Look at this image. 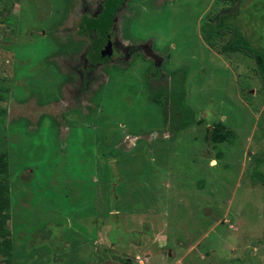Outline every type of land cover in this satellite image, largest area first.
<instances>
[{
  "label": "rangeland",
  "instance_id": "rangeland-1",
  "mask_svg": "<svg viewBox=\"0 0 264 264\" xmlns=\"http://www.w3.org/2000/svg\"><path fill=\"white\" fill-rule=\"evenodd\" d=\"M104 1L0 0V264H264V77L222 51L232 29L202 32L236 1L125 0L110 56L91 28ZM263 19L243 0L229 20L261 49ZM178 71L203 119L183 128Z\"/></svg>",
  "mask_w": 264,
  "mask_h": 264
},
{
  "label": "trees",
  "instance_id": "trees-1",
  "mask_svg": "<svg viewBox=\"0 0 264 264\" xmlns=\"http://www.w3.org/2000/svg\"><path fill=\"white\" fill-rule=\"evenodd\" d=\"M236 5L230 9L225 8L218 13L211 21L205 23L202 27V32L208 37L221 36L226 32V29H232L233 35L230 39L222 46L223 52H236L242 51L249 54L252 57H255L261 73L264 77V48L256 49L250 44L246 36L244 35L242 29L233 24L232 20L230 21L231 14L234 11H237V8L240 7L243 0H234ZM125 0H105L102 5V9L97 17L92 20L91 28L96 32L97 44H96V54L110 56L105 54V49L103 45L107 44L111 39V31L113 28L114 20L118 11L122 8ZM233 8V9H232ZM236 8V9H235ZM234 10V11H232ZM264 22V19L262 20ZM113 51V49H111ZM114 54V52L112 53ZM84 75H87V71H83ZM173 74L170 80V101L172 104V112H179L181 117V128L192 125L195 122H201L203 119L197 118L196 111H190L183 106V100L185 95V88L183 84L181 85L180 81H186V75L182 72H177V75ZM86 77L84 84L87 85ZM160 93H158L157 102H159ZM213 130L210 131V136L213 140L217 142L225 141L228 136L229 131H225L226 126L222 122L214 123ZM210 130V128H209ZM0 237H9L11 230L8 226V222L11 216V191L10 184L7 180L9 174V163L7 159V153H0ZM256 179H260L264 184V174H259Z\"/></svg>",
  "mask_w": 264,
  "mask_h": 264
},
{
  "label": "water",
  "instance_id": "water-1",
  "mask_svg": "<svg viewBox=\"0 0 264 264\" xmlns=\"http://www.w3.org/2000/svg\"><path fill=\"white\" fill-rule=\"evenodd\" d=\"M107 49H105V54H109V55H111L112 53H113V51L111 50V48H112V42L110 41L109 43H108V45H107V47H106Z\"/></svg>",
  "mask_w": 264,
  "mask_h": 264
},
{
  "label": "flooded vegetation",
  "instance_id": "flooded-vegetation-1",
  "mask_svg": "<svg viewBox=\"0 0 264 264\" xmlns=\"http://www.w3.org/2000/svg\"><path fill=\"white\" fill-rule=\"evenodd\" d=\"M111 36H112V34H111ZM110 41L112 42V37H111V39H110L109 41H107V42L109 43ZM108 43L105 44V45H103V49H107L106 47H107ZM113 51H114V49H113Z\"/></svg>",
  "mask_w": 264,
  "mask_h": 264
}]
</instances>
